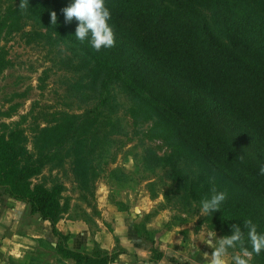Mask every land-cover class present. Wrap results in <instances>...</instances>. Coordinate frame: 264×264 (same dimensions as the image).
<instances>
[{"label":"rangeland","instance_id":"1","mask_svg":"<svg viewBox=\"0 0 264 264\" xmlns=\"http://www.w3.org/2000/svg\"><path fill=\"white\" fill-rule=\"evenodd\" d=\"M38 2L28 0L22 14L20 0H0V15L12 12L0 30V134L16 140L7 159L0 156V186L19 179L18 186L53 193L62 237L27 199L0 192L5 264H123L119 256L134 243L130 235L157 258L163 234L168 243L178 238L207 247L208 233L219 239L233 225L246 232L244 220L264 217L230 171L216 169L183 145L177 129L153 110L155 101L143 88L159 98L161 90L148 83L132 92L127 77L98 73L93 57L84 53L85 41L64 24L62 10L52 25L55 3L47 5L48 13L33 7ZM70 114L80 115L72 137L63 131ZM86 114L91 119H83ZM203 123L218 137L225 133L215 117ZM42 128L56 133H39ZM213 187L227 198L219 211L201 214L200 202ZM245 246L251 250L246 233ZM65 249L92 263L77 261ZM234 251L225 257L229 264ZM250 264H264V250L253 253Z\"/></svg>","mask_w":264,"mask_h":264},{"label":"trees","instance_id":"2","mask_svg":"<svg viewBox=\"0 0 264 264\" xmlns=\"http://www.w3.org/2000/svg\"><path fill=\"white\" fill-rule=\"evenodd\" d=\"M51 2L57 14L73 0H39L33 7L39 5L49 13ZM105 6L111 13L108 23L115 45L96 51L89 36L82 47L93 57L97 72L127 77L132 92L148 83L161 90L159 98L143 88L155 101L153 110L177 129L186 140L183 145L216 169L230 171L241 192L251 195L253 206L264 213V175L260 174L264 165V0H105ZM11 15L1 13L0 30ZM14 23L11 20L10 26ZM64 24L76 29L78 21L73 18ZM79 116L70 114L65 119L63 131L71 132L70 137L78 131L74 119ZM208 116L221 124L225 133L220 137L204 125ZM83 119L91 118L86 114ZM41 132L55 134L56 129ZM4 136L0 134V156L7 159L16 140ZM19 183L17 179L9 187L2 184L0 192L27 199L32 211L49 221L52 233L62 237L56 226L60 209L54 194ZM237 212L241 213L239 206ZM252 221L264 234V217ZM65 252L77 261L92 263L87 255Z\"/></svg>","mask_w":264,"mask_h":264},{"label":"clouds","instance_id":"3","mask_svg":"<svg viewBox=\"0 0 264 264\" xmlns=\"http://www.w3.org/2000/svg\"><path fill=\"white\" fill-rule=\"evenodd\" d=\"M29 7L28 0H20L19 10L23 14ZM65 23H71L73 18L78 21L75 37L83 42L90 36L91 46L99 51L103 48H111L115 45V35L113 28L109 25L111 13L105 6V0H73V2L62 9ZM51 24H57V14L51 12ZM241 159L243 157L241 156ZM260 174L264 175V165L260 167ZM211 196L201 200V214L210 215L219 211L221 204L226 200V192H218L215 187L211 189ZM245 231L233 225L230 235H225L217 239L215 232L207 235L206 245L211 249V253L204 252V259L207 264H229L225 257L229 254V249L236 250L231 256L232 264H250L253 253L259 255L264 250V234L257 231V225L251 220L243 221ZM245 233L247 240L251 244V250L245 246Z\"/></svg>","mask_w":264,"mask_h":264},{"label":"crops","instance_id":"4","mask_svg":"<svg viewBox=\"0 0 264 264\" xmlns=\"http://www.w3.org/2000/svg\"><path fill=\"white\" fill-rule=\"evenodd\" d=\"M15 205L18 207L20 204L18 203ZM16 212L17 216H20L22 211L16 209ZM130 237L134 239V243L130 245L129 251L119 256V260L124 261L123 264H207L204 259V252L209 253L210 250L206 246H197L194 248V243L189 240L181 241L177 238L176 243H168L163 240L167 237L163 234L160 241L161 243L158 247V251H160L161 255L158 258H152L149 248L141 249L138 247L142 244L141 239L137 237L133 238L132 235H130ZM9 242H11V240H9ZM6 246H8V244L5 245V247ZM4 250L0 241V252L6 253ZM7 253L11 252L8 251ZM0 264H5L1 256Z\"/></svg>","mask_w":264,"mask_h":264}]
</instances>
